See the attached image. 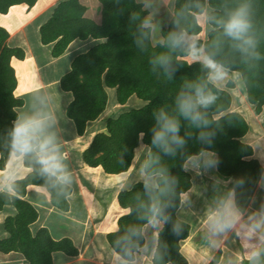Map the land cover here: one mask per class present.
<instances>
[{
  "label": "trees",
  "instance_id": "1",
  "mask_svg": "<svg viewBox=\"0 0 264 264\" xmlns=\"http://www.w3.org/2000/svg\"><path fill=\"white\" fill-rule=\"evenodd\" d=\"M39 0H0V14L11 7H33ZM102 22L86 17L81 0H60L52 17L41 27V41L53 45L52 55L65 54L76 40L93 39L98 43L72 63L61 79V88L73 95L67 115L77 132L84 135L88 124L98 120L109 104L108 89L116 90V101L126 105L136 96L143 107L110 117L106 132L97 134L84 152L85 163L102 167L109 175L130 170L136 152L148 148L144 172L156 177V184L136 183L120 193L119 202L130 213L120 218L117 232L108 235L112 249L127 261L144 247V228L161 221L153 264H188L181 252L190 236V226L177 215L181 197L192 188L187 161L205 152L217 156L220 178L232 180L235 203L245 211L261 179L263 166L254 158V149L244 142L250 131L247 119L233 111V95L211 80L222 76L202 62L188 63L185 58L205 54L227 73H238L246 89L247 101L261 113L264 107V0H176L175 15L163 30L164 43L153 45L151 19L137 0H98ZM207 13L206 41L192 45L185 34L202 32L197 16ZM9 33L0 27V167L12 153L23 154L32 172L13 183L14 195L0 194V211L16 209L5 229L10 235L0 242V252H17L26 264H53V254L79 255L70 239L56 241L48 229L36 235L31 225L39 217L26 201L27 187L41 185L52 196L57 209L68 212L72 189L49 173L36 152L39 138L28 135L16 125L17 110L24 101L15 96L17 77L12 60H23L22 49L7 44ZM233 87V83L230 84ZM138 150V151H139ZM217 256L211 264H217Z\"/></svg>",
  "mask_w": 264,
  "mask_h": 264
},
{
  "label": "crops",
  "instance_id": "2",
  "mask_svg": "<svg viewBox=\"0 0 264 264\" xmlns=\"http://www.w3.org/2000/svg\"><path fill=\"white\" fill-rule=\"evenodd\" d=\"M137 1L148 12L152 21V34L155 24H162L164 29L169 27L175 15L176 0ZM59 2L39 0L33 7L15 5L7 14H0V27L9 33L8 46L25 52L23 60L14 58L11 63L17 77L15 96L24 101V105L17 110L16 125L26 134L39 138L36 152L45 169L72 189L68 197L69 211L63 212L54 207L46 187H27L24 199L39 214L38 220L31 225V231L36 235L41 229H48L54 240L70 239L78 248L79 255L76 257L63 252L54 253L53 264H153L159 232L163 226L161 221H154L144 228L146 243L135 254L133 261L122 258L108 241V235L118 231L120 218L130 213L129 208L120 205L119 195L146 178L144 164L142 171H139V154L128 172L109 175L102 167L92 168L85 163L83 154L94 137L106 132V122L110 117L104 114L112 107L123 108L125 105L117 103L116 95L111 99L109 90L115 89H108L107 110L98 120L88 124L84 135L78 134L74 121L67 115L73 95L61 88V79L71 71L75 58L98 42L93 39L76 40L65 54L53 57V45L42 43L40 29L52 17ZM81 2L87 8L86 17L100 24V2ZM203 16L207 17V13L197 18ZM198 36L185 34L183 41L192 45L199 39ZM152 42L156 46L159 40L154 42L152 36ZM161 43H164V38ZM245 99L251 112L264 118V107L258 114L255 106L248 103L247 95ZM144 105L143 102L140 107ZM234 108L246 118L241 107ZM119 115L120 112L110 116ZM257 133L258 138L251 136L250 125V131L243 139L253 147L254 158L263 166L261 179L245 211L241 212L236 207L232 180L219 177L216 155L206 157L205 152L187 161L185 169L192 177V188L182 195L177 215L191 230L190 236L181 245V252L188 264H211L217 256V264H264V132ZM142 146L144 151L147 147ZM147 154L146 151V157ZM1 158L0 151V162ZM208 159L213 161V169L208 168ZM31 172L32 169L24 164L23 154L12 153L5 167H0V194L14 195L13 183L26 178ZM147 178L151 182L146 180V183L156 184V177ZM16 215L17 211L12 206H5L0 211V242L10 236L5 229L6 219ZM26 263L27 259L20 253L0 252V264Z\"/></svg>",
  "mask_w": 264,
  "mask_h": 264
},
{
  "label": "rangeland",
  "instance_id": "3",
  "mask_svg": "<svg viewBox=\"0 0 264 264\" xmlns=\"http://www.w3.org/2000/svg\"><path fill=\"white\" fill-rule=\"evenodd\" d=\"M197 19H198V21L202 27V32L199 34L198 38L205 41L208 37V32H209V27L207 25V17L203 16V17H198ZM161 26H162V24L161 25L155 24L153 27V34H152L153 41L156 42V40H159L158 44H160L161 40L163 39L164 27L162 28ZM187 40L191 41V38L187 37ZM185 60L190 64H193L196 62H202V63H205L208 66H210V67H212L218 71H222V72H220V73H222V76L214 75L212 77L211 80L213 81V83L216 84L218 87L225 89V90L229 91L230 93H232L233 103H234L232 110L235 111L234 107H236V108L241 107V109L245 112L246 118L248 119V121L251 125V136L252 137L255 136L254 138L256 139V138H258V137H256V136H258V135H256V133L258 131L264 132V118L263 117L259 118L258 116H256V114L251 112V110H250V108L246 102L245 97L247 94H246V89H245V86L243 84L241 75H239L238 73H227V72H225L223 69L215 66L205 54H203L202 56H200L197 59H194V57L189 56V57L185 58ZM231 83H233V87H230ZM109 93H110L111 99L113 96L116 95L115 90H109ZM142 104H143V102L140 99H138L136 96H133L129 100V102L125 105V107H123V108L117 107L115 109L112 107L104 115L105 116L109 115L108 117H111L112 115L115 116L119 112L121 114V113L127 112L131 109L138 108V107L142 106ZM142 147L143 146H141L140 151L137 152V157H136V158H138L139 154H140V161L141 162L139 164H137V166H139L138 167L139 171H142V166H143V164L145 165L146 158H147L146 157V151L148 152L147 148H145V147H144L145 150L142 151ZM213 155L214 154H211L208 152L205 154L206 157H210V158H212ZM208 164H209L208 168L213 169L214 163L211 159H208ZM145 177L146 178L140 182H146V180L148 182H151V180L149 178H147V176H145Z\"/></svg>",
  "mask_w": 264,
  "mask_h": 264
}]
</instances>
